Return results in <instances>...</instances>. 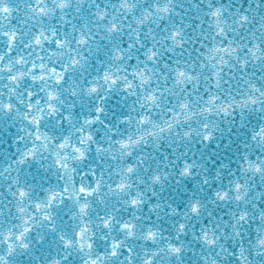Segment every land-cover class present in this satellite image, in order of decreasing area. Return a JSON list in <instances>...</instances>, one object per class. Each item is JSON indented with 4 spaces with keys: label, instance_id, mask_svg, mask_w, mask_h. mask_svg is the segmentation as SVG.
Wrapping results in <instances>:
<instances>
[{
    "label": "snow or ice",
    "instance_id": "6c2138e0",
    "mask_svg": "<svg viewBox=\"0 0 264 264\" xmlns=\"http://www.w3.org/2000/svg\"><path fill=\"white\" fill-rule=\"evenodd\" d=\"M0 264H264V0H0Z\"/></svg>",
    "mask_w": 264,
    "mask_h": 264
}]
</instances>
